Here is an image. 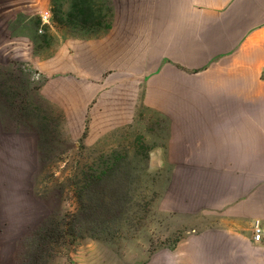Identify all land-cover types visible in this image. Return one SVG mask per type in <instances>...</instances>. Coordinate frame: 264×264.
Wrapping results in <instances>:
<instances>
[{"label":"rangeland","instance_id":"obj_1","mask_svg":"<svg viewBox=\"0 0 264 264\" xmlns=\"http://www.w3.org/2000/svg\"><path fill=\"white\" fill-rule=\"evenodd\" d=\"M102 1L0 0V264H19L47 218L75 232L82 210L88 232L52 242L46 264H179L211 223L183 203L180 169L161 163L164 121L134 109L133 84L125 99L86 97L83 41Z\"/></svg>","mask_w":264,"mask_h":264},{"label":"crops","instance_id":"obj_2","mask_svg":"<svg viewBox=\"0 0 264 264\" xmlns=\"http://www.w3.org/2000/svg\"><path fill=\"white\" fill-rule=\"evenodd\" d=\"M135 2L128 19L124 0L102 1L86 97L125 99L127 78L134 109L164 121L161 163L180 169L188 210L211 215L179 264H264V0Z\"/></svg>","mask_w":264,"mask_h":264},{"label":"trees","instance_id":"obj_3","mask_svg":"<svg viewBox=\"0 0 264 264\" xmlns=\"http://www.w3.org/2000/svg\"><path fill=\"white\" fill-rule=\"evenodd\" d=\"M90 216L94 223L99 222V217H93L92 213ZM87 217L89 218L88 214L82 210L80 214H75L71 218L77 221V229L75 232L65 231V229L61 228V223L54 217L45 219L38 227L30 232L27 239H24L26 250L19 264H46V254L52 242H56L59 239L65 240L69 234L83 236L85 232H88V229L84 227V224L87 222Z\"/></svg>","mask_w":264,"mask_h":264},{"label":"built area","instance_id":"obj_4","mask_svg":"<svg viewBox=\"0 0 264 264\" xmlns=\"http://www.w3.org/2000/svg\"><path fill=\"white\" fill-rule=\"evenodd\" d=\"M50 16H51V13L50 11L48 10H45L43 13H41V19H42V22L46 23V22H49L50 20ZM41 30V29H40ZM254 240L256 242H260L263 237H264V224L259 220V219H256L254 221Z\"/></svg>","mask_w":264,"mask_h":264}]
</instances>
